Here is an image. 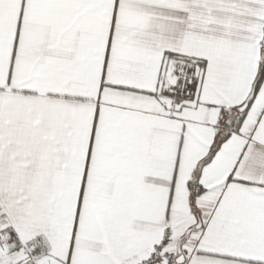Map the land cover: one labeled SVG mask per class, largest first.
Segmentation results:
<instances>
[{"label": "snow or ice", "instance_id": "snow-or-ice-1", "mask_svg": "<svg viewBox=\"0 0 264 264\" xmlns=\"http://www.w3.org/2000/svg\"><path fill=\"white\" fill-rule=\"evenodd\" d=\"M0 264H264V0H0Z\"/></svg>", "mask_w": 264, "mask_h": 264}]
</instances>
